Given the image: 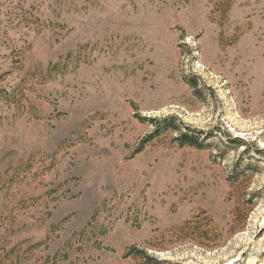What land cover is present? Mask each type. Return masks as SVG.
Instances as JSON below:
<instances>
[{"label":"rangeland","instance_id":"1","mask_svg":"<svg viewBox=\"0 0 264 264\" xmlns=\"http://www.w3.org/2000/svg\"><path fill=\"white\" fill-rule=\"evenodd\" d=\"M141 251L264 264V0H0V264Z\"/></svg>","mask_w":264,"mask_h":264},{"label":"trees","instance_id":"2","mask_svg":"<svg viewBox=\"0 0 264 264\" xmlns=\"http://www.w3.org/2000/svg\"><path fill=\"white\" fill-rule=\"evenodd\" d=\"M184 140H186V139H184ZM140 259H141L140 264H171L169 261H166L163 259H158V258H156L152 255H148L142 251L140 253Z\"/></svg>","mask_w":264,"mask_h":264}]
</instances>
